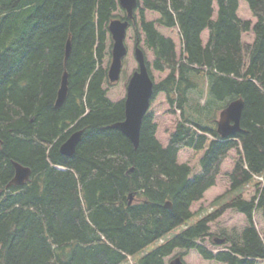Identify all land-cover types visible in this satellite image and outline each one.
<instances>
[{"label":"trees","instance_id":"16d2710c","mask_svg":"<svg viewBox=\"0 0 264 264\" xmlns=\"http://www.w3.org/2000/svg\"><path fill=\"white\" fill-rule=\"evenodd\" d=\"M239 1L216 0L214 18L215 0H139L153 67L169 71L152 99L165 92L181 120L164 146L154 114L147 113L135 147L110 127L124 120L125 99L112 101L105 88L109 23L118 1L0 0V264H165L176 248L224 264L264 260V238L254 224L256 211L264 217V184L255 178H264V0H246L254 26L238 16ZM145 10L160 17L146 20ZM157 22L179 29L180 54ZM251 30L254 41L244 42ZM65 70L68 93L56 107ZM239 98L241 130L223 138L218 114ZM78 130L75 153L62 154L61 143ZM185 147L204 150L194 175L178 161ZM232 150L238 156L231 189L215 198L212 213L191 222L192 204L216 184ZM15 162L31 169L23 185L10 184ZM250 183L257 190L247 200ZM227 209L245 214L249 225L240 241L219 236L228 246L214 253L198 240L212 235L210 223Z\"/></svg>","mask_w":264,"mask_h":264},{"label":"rangeland","instance_id":"374dc122","mask_svg":"<svg viewBox=\"0 0 264 264\" xmlns=\"http://www.w3.org/2000/svg\"><path fill=\"white\" fill-rule=\"evenodd\" d=\"M214 18L217 16L218 4L215 0L214 2ZM117 18H123L126 16V12L124 8L118 2L117 10L114 12ZM136 25L130 26L127 34L125 43L127 46V54L123 59V66L120 79L117 82H107L105 84V88L107 89V94L109 98L113 101L118 102L126 97L127 94V85L130 81L131 76L133 73L139 68L138 61L135 57V45L137 42V38L140 37V46L143 48L148 61L151 64V74L156 83L160 82L169 74V71H159L153 67V62L155 60V55L152 49H150L145 43V34L142 31L141 23H140V9L136 10ZM238 16L242 20H249L252 23V26L257 22V18L253 16V13L249 7L248 2L246 0L239 1V9H238ZM145 17L146 20H157L160 17V14L156 11L145 10ZM157 29L164 34L166 37H171L174 39L176 43V48L178 53L180 54L182 49V39L180 32L177 27L168 28L163 26L160 23H156ZM209 38V33L207 30L202 32V41L204 44L207 43ZM255 38L254 32L251 30L246 32L243 35L244 42H252ZM110 52L106 55L104 59V66H109L112 60V46L113 40H109L108 42ZM201 96V103H205V94ZM199 99V98H198ZM171 106L168 102L167 95L165 92H161L152 100L150 105V112L154 114V121L157 123V138L160 142L165 146L167 145L170 134L175 130L176 124L178 120H181L180 112L176 110V112H172ZM220 114V113H219ZM218 114V117H219ZM231 155L224 161L221 169V173L219 174L216 184L210 188L205 194L204 197L195 202L192 205V211L197 214L200 211L204 210L207 212L208 208H212L211 206L214 204L215 198L218 196L226 193L228 190L231 189V180L230 174L234 169L235 166V158L238 156V153L233 150L230 153ZM203 156V151H199L193 148H184L178 154V160L180 163H187L191 166L193 174L198 173L200 171V159ZM257 190L256 185L249 184L245 187L244 190V198L247 200L251 199ZM215 209V206H213ZM198 217H195L194 220H197ZM199 219V218H198ZM254 224L264 238V217L260 211H256L254 214ZM249 225L247 217L238 212L235 209H227L217 220L211 223V233L212 235L208 237L205 241V244L213 249H219V245H216L213 242L214 237L217 238L219 236H226L232 240L240 241L242 237L243 230ZM174 230V232H176ZM173 232V233H174ZM154 246H149L146 250H150ZM183 250L177 249L171 256L166 259V264H170V261L175 259L178 256V253L182 252ZM186 264H221L217 261H211L204 259L196 250H191L183 257ZM258 264H264V260H259Z\"/></svg>","mask_w":264,"mask_h":264},{"label":"water","instance_id":"95a60500","mask_svg":"<svg viewBox=\"0 0 264 264\" xmlns=\"http://www.w3.org/2000/svg\"><path fill=\"white\" fill-rule=\"evenodd\" d=\"M138 0H119L120 5L126 10L130 19L134 18V9L138 5ZM128 19L115 18L109 24V31L112 35V61L109 67L108 75L111 81H117L120 77L123 58L127 54L125 38L129 27ZM72 49L71 39L66 45L65 61H67ZM135 57L139 68L133 73L127 86V96L125 99V118L122 121L113 123L110 127L121 130L133 143L135 147L139 145L142 121L147 113L151 97L154 91V80L149 72L147 59L143 49L136 45ZM68 93V72L65 70L61 85L58 90L56 107H60L65 101ZM244 108L243 99H237L231 102L221 113L218 124V130L222 137L240 130V120ZM83 130L72 133L60 145L61 153L71 156L75 153L76 147L80 141ZM15 175L11 184L23 185L31 175V169L18 162L14 163ZM170 207L171 203H167ZM175 264H183L180 258L176 259Z\"/></svg>","mask_w":264,"mask_h":264},{"label":"bare ground","instance_id":"6f19581e","mask_svg":"<svg viewBox=\"0 0 264 264\" xmlns=\"http://www.w3.org/2000/svg\"><path fill=\"white\" fill-rule=\"evenodd\" d=\"M68 60V59H67ZM69 76V75H68ZM144 119V118H143ZM21 164V163H20ZM30 168V167H29ZM198 219V218H197ZM192 220V219H191Z\"/></svg>","mask_w":264,"mask_h":264}]
</instances>
